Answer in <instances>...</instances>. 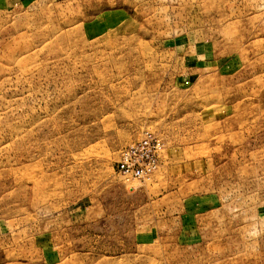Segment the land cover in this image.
Segmentation results:
<instances>
[{
	"label": "rangeland",
	"instance_id": "1",
	"mask_svg": "<svg viewBox=\"0 0 264 264\" xmlns=\"http://www.w3.org/2000/svg\"><path fill=\"white\" fill-rule=\"evenodd\" d=\"M0 264H264V0H0Z\"/></svg>",
	"mask_w": 264,
	"mask_h": 264
},
{
	"label": "built area",
	"instance_id": "2",
	"mask_svg": "<svg viewBox=\"0 0 264 264\" xmlns=\"http://www.w3.org/2000/svg\"><path fill=\"white\" fill-rule=\"evenodd\" d=\"M163 152L161 139L151 131L123 147L115 164L116 171L123 177L143 179L150 177L158 168Z\"/></svg>",
	"mask_w": 264,
	"mask_h": 264
}]
</instances>
